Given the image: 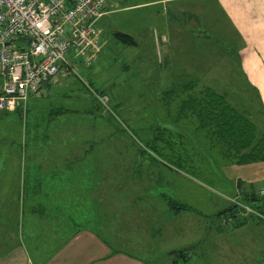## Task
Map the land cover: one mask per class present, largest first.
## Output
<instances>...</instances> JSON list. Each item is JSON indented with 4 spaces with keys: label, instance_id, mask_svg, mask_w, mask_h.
I'll use <instances>...</instances> for the list:
<instances>
[{
    "label": "rangeland",
    "instance_id": "rangeland-1",
    "mask_svg": "<svg viewBox=\"0 0 264 264\" xmlns=\"http://www.w3.org/2000/svg\"><path fill=\"white\" fill-rule=\"evenodd\" d=\"M146 1H118L117 9L139 5L97 20L100 49L90 66L75 60L74 71L57 88L31 105L25 101L19 121L11 111L2 113L0 159L6 160L9 173L0 177L11 178L15 163L19 177L26 176L23 168L31 162L58 164L60 171L68 163L78 169L81 161L91 163L86 178L101 179L109 225L123 223L120 250L141 264H175L177 249L189 252L177 264H264V219L249 216L253 209L248 206L235 207L234 216L223 213L234 201L242 203L243 191L263 184L264 160H226L195 113L177 110L181 100L199 97L207 86L223 93L227 104L264 132L257 99L238 66L235 32L213 0H185L180 7ZM113 31L130 35L134 44L115 38ZM187 81L193 87L183 91L181 84ZM83 82L93 91L104 90L106 107L92 106L93 94ZM58 106L71 112L48 115ZM155 124L172 132L158 145L176 152L178 167L165 166L146 146ZM13 183L10 193H2L5 185L0 191V221L12 217V228L0 223V230L6 236L12 229V238L24 214ZM163 194L188 210H170ZM115 236L109 242L112 251L118 250Z\"/></svg>",
    "mask_w": 264,
    "mask_h": 264
},
{
    "label": "crops",
    "instance_id": "crops-1",
    "mask_svg": "<svg viewBox=\"0 0 264 264\" xmlns=\"http://www.w3.org/2000/svg\"><path fill=\"white\" fill-rule=\"evenodd\" d=\"M149 2L174 3L175 7H180V2L185 0L146 1ZM213 2L235 32L239 69L246 85L254 92L264 118V0ZM134 5L139 4H129L111 12ZM173 17L169 13V18ZM76 61L82 64L81 59ZM66 76L58 73L53 80L43 84L39 95L28 96L27 104L40 99L45 91L57 88L56 85L65 81ZM81 163L79 169L71 163H64L67 171H60L58 164L31 162L23 168L26 176L18 177L15 183L10 177H0V191L3 185L6 186L2 189L3 194L11 192L8 188L12 183L19 187L23 201L21 214L24 212L17 221L13 238L12 229L6 236L0 230V264H141L137 256L120 250L123 239L119 235L125 233L123 223L119 222L116 228L109 225L106 205L105 210L103 208L106 194L101 192V179H87L86 171L90 170L91 163ZM2 168L6 170L5 162H0ZM69 172L71 177H68ZM259 180H263V184L258 188H263L264 176ZM3 220L0 221L2 226L8 223L12 228L11 216L4 215ZM113 235H117L114 239L116 251L109 247Z\"/></svg>",
    "mask_w": 264,
    "mask_h": 264
},
{
    "label": "built area",
    "instance_id": "built-area-1",
    "mask_svg": "<svg viewBox=\"0 0 264 264\" xmlns=\"http://www.w3.org/2000/svg\"><path fill=\"white\" fill-rule=\"evenodd\" d=\"M117 5L118 0H0V111L22 108L58 73L73 72L74 60L89 66L100 49L96 22ZM90 91L106 107L107 96Z\"/></svg>",
    "mask_w": 264,
    "mask_h": 264
},
{
    "label": "trees",
    "instance_id": "trees-1",
    "mask_svg": "<svg viewBox=\"0 0 264 264\" xmlns=\"http://www.w3.org/2000/svg\"><path fill=\"white\" fill-rule=\"evenodd\" d=\"M112 35L121 40L126 44H134L133 38L121 31H113ZM86 90L91 94V88L88 84L89 82L82 83ZM183 91L190 90L193 86L190 81H187L183 84ZM88 88V89H87ZM96 94L102 95L104 94V90H96L94 89ZM200 96H192L188 95L186 99L181 100L180 105L178 106V112H182L184 109H190L191 112L195 113V117L197 118L198 124L206 130V132L214 137V140L218 143V147L221 149L224 158L233 159V163L243 164L247 162H255V161H263L264 160V132H260L257 130L256 125L252 122L248 117L243 115L241 112L236 110L234 107L227 104L225 101V95L223 93H217L213 91L210 87H203L201 90ZM92 96V97H91ZM92 101V106L98 109H102L103 107L98 103L96 97L94 95H90V99ZM88 101V100H87ZM56 110H51L48 115L51 114H62L71 112L67 108L63 107H55ZM20 108H16L11 111V115L14 116L18 121L20 120ZM2 113H6V111H0V116ZM109 116V114H107ZM52 116V115H51ZM49 117H47V120ZM153 134L150 138V141H145V144L148 148L151 149L152 152H155V155L164 160L166 163H162L165 166H170V164H174V166L178 167L179 164L178 157L173 153L171 148L167 147H159V143H164L166 140L163 136L164 134H171L169 130H165L163 127L157 126L156 124L152 126ZM1 129V127H0ZM177 133V132H175ZM2 134V133H0ZM3 136V135H0ZM11 141V144H15L14 137L8 136ZM7 138V136H6ZM9 141V144H10ZM6 162V160L0 159V161ZM13 161V160H12ZM15 162V161H13ZM17 162V160H16ZM170 164H167V163ZM19 167L18 164L15 163L13 165V169L11 171V178L15 183V180L18 179ZM4 172L8 174L6 170L3 168L0 169V174L4 175ZM264 190V187H263ZM163 199L168 205L170 210L179 211V210H188L187 205L183 203H178L177 200L172 199V197L168 195H162ZM242 197L239 198L241 204H244L251 209L253 212L249 213V216L264 219V193L258 194V191L250 188V190L241 194ZM243 209V207L238 204H229L226 208L223 209V213L228 212L230 216H234V208ZM189 257V252L185 249H177L173 252L172 262L177 264L179 261L184 262Z\"/></svg>",
    "mask_w": 264,
    "mask_h": 264
}]
</instances>
